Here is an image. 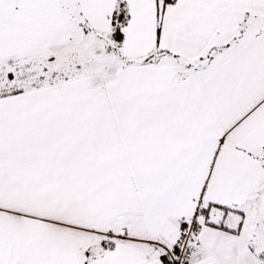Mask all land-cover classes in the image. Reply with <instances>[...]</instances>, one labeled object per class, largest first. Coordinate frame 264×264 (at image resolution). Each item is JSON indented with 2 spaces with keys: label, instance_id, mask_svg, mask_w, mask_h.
Masks as SVG:
<instances>
[{
  "label": "snow or ice",
  "instance_id": "6c2138e0",
  "mask_svg": "<svg viewBox=\"0 0 264 264\" xmlns=\"http://www.w3.org/2000/svg\"><path fill=\"white\" fill-rule=\"evenodd\" d=\"M0 264H264V0H0Z\"/></svg>",
  "mask_w": 264,
  "mask_h": 264
}]
</instances>
